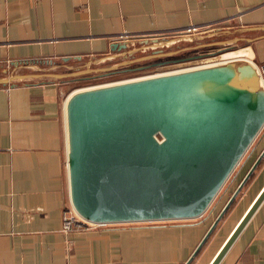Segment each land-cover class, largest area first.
<instances>
[{
    "label": "crops",
    "instance_id": "1",
    "mask_svg": "<svg viewBox=\"0 0 264 264\" xmlns=\"http://www.w3.org/2000/svg\"><path fill=\"white\" fill-rule=\"evenodd\" d=\"M190 26L197 29L186 31ZM163 36L179 41L176 51L191 41L235 47L237 56L261 62L264 0H0V264H185L190 258L264 148V132L221 204L212 206L214 198L197 217L62 229L69 200L65 97L78 77L131 68L135 41ZM263 187L264 154L188 264H210ZM217 264H264V198Z\"/></svg>",
    "mask_w": 264,
    "mask_h": 264
},
{
    "label": "water",
    "instance_id": "2",
    "mask_svg": "<svg viewBox=\"0 0 264 264\" xmlns=\"http://www.w3.org/2000/svg\"><path fill=\"white\" fill-rule=\"evenodd\" d=\"M69 199L98 223L193 218L264 125V85L243 56L75 87L63 105ZM264 154L234 189L197 252ZM264 198V187L210 264Z\"/></svg>",
    "mask_w": 264,
    "mask_h": 264
},
{
    "label": "rangeland",
    "instance_id": "3",
    "mask_svg": "<svg viewBox=\"0 0 264 264\" xmlns=\"http://www.w3.org/2000/svg\"><path fill=\"white\" fill-rule=\"evenodd\" d=\"M172 37V35L170 36ZM160 37L155 41H147V42H139L135 41L132 45V48H135L132 51L133 56L130 58L128 66H132L125 71H114L107 72L105 74H96V76H88L78 77L75 80V86H86L91 84L103 83L113 80H119L144 74H150L159 72L161 70H167L177 67H184L187 65H192L194 63H198L203 58L206 59H215L218 57L219 59H224L228 57L237 56L242 54L240 51H234L235 47L216 49L217 46L208 47L202 45H196L197 43L191 41H182V50L176 51L174 46L177 42L167 43L168 40H172V38ZM165 42V43H164ZM163 43V44H162ZM131 49V48H130ZM184 52V53H183ZM182 55L177 57V55ZM246 57V56H245ZM249 58V57H246ZM122 61V60H121ZM119 62V61H117ZM102 64H105L104 62ZM107 65V64H105ZM111 66V65H110ZM122 65H118L117 69ZM109 67V66H108ZM264 127L259 132V134L254 138L252 143L249 145L248 149L245 151L243 156L241 157L239 163L235 166L233 171L230 173L228 178L223 183L222 187L219 189V193L217 192V196L214 197L212 206L220 205L224 196L228 192L231 186L239 180L241 173L245 170L247 165L251 162L254 155L260 149L261 139L263 136ZM194 220V219H191Z\"/></svg>",
    "mask_w": 264,
    "mask_h": 264
},
{
    "label": "built area",
    "instance_id": "4",
    "mask_svg": "<svg viewBox=\"0 0 264 264\" xmlns=\"http://www.w3.org/2000/svg\"><path fill=\"white\" fill-rule=\"evenodd\" d=\"M196 29H197L196 26H190V27L186 28V31H194ZM251 61H253V60H251ZM254 64L256 65V67L258 69L261 81L264 85V60L261 62H254ZM190 66H194V65H190ZM180 68H182V67H180ZM161 71H163V70H161ZM101 224H104V223L91 222V221L83 219L77 213V211L75 210V208L71 204L70 199L68 200V203L65 204V206L62 210V229L65 231H68V230H70L72 228H76V227L88 228V227H94V226L101 225Z\"/></svg>",
    "mask_w": 264,
    "mask_h": 264
},
{
    "label": "bare ground",
    "instance_id": "5",
    "mask_svg": "<svg viewBox=\"0 0 264 264\" xmlns=\"http://www.w3.org/2000/svg\"><path fill=\"white\" fill-rule=\"evenodd\" d=\"M233 57H237V56H233ZM233 57H228V58H233ZM228 58H224V59H216V60H212V61H205V62H199V63H194V64H192V65H202V64H209V63H214V62H219V61H222V60H226V59H228ZM201 61V60H200ZM188 66H190V65H187V67ZM184 67H186V66H184ZM184 67H182V68H184ZM180 68V67H179ZM173 69H176V68H173ZM173 69H167V70H173ZM177 69H178V67H177ZM163 71H166V70H163Z\"/></svg>",
    "mask_w": 264,
    "mask_h": 264
}]
</instances>
